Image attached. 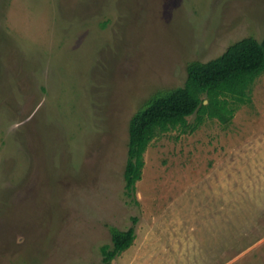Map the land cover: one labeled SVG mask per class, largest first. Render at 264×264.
Wrapping results in <instances>:
<instances>
[{
	"label": "rangeland",
	"instance_id": "374dc122",
	"mask_svg": "<svg viewBox=\"0 0 264 264\" xmlns=\"http://www.w3.org/2000/svg\"><path fill=\"white\" fill-rule=\"evenodd\" d=\"M246 37L264 0H0V264H101L132 225L110 264H264V75L156 137L137 202L123 177L132 117Z\"/></svg>",
	"mask_w": 264,
	"mask_h": 264
},
{
	"label": "trees",
	"instance_id": "16d2710c",
	"mask_svg": "<svg viewBox=\"0 0 264 264\" xmlns=\"http://www.w3.org/2000/svg\"><path fill=\"white\" fill-rule=\"evenodd\" d=\"M261 75H264V38L259 41L246 37L214 60L189 63L184 84L150 101L129 123L123 172L126 196L137 202L136 183L141 179L144 153L156 137L176 128L192 133L205 119L216 118L228 125L234 112L249 101L250 88ZM193 114L196 121L188 123L187 117ZM110 233L111 243L100 249L101 264H110L136 237L133 225Z\"/></svg>",
	"mask_w": 264,
	"mask_h": 264
}]
</instances>
